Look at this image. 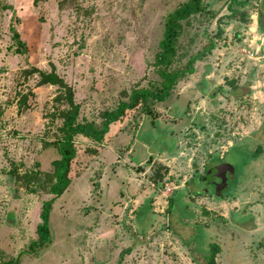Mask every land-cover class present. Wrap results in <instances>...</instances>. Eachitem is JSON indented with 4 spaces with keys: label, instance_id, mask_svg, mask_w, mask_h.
<instances>
[{
    "label": "rangeland",
    "instance_id": "rangeland-1",
    "mask_svg": "<svg viewBox=\"0 0 264 264\" xmlns=\"http://www.w3.org/2000/svg\"><path fill=\"white\" fill-rule=\"evenodd\" d=\"M187 1L0 0V264H208L212 244L216 264H264V0H203L183 23L171 70L211 40L216 48L166 102L112 124L103 144L76 137L71 184L50 214L53 241L29 252L55 197L69 107L63 90L28 72L54 66L79 121L101 126L134 90L161 83L165 22ZM226 163L236 178L217 197L208 176Z\"/></svg>",
    "mask_w": 264,
    "mask_h": 264
},
{
    "label": "trees",
    "instance_id": "trees-1",
    "mask_svg": "<svg viewBox=\"0 0 264 264\" xmlns=\"http://www.w3.org/2000/svg\"><path fill=\"white\" fill-rule=\"evenodd\" d=\"M251 0L238 1L234 0L233 3L239 5L248 4ZM264 3V2H263ZM264 6V4H263ZM230 10L233 7L229 6ZM205 10L203 0H188L179 8L169 14L165 22V30L163 38L159 43V52L155 57V67L158 75L161 78V83L151 88H139L134 90L128 101H123L119 104L118 108L113 111H106L103 113L101 126L86 119L79 121L81 106L76 103L74 99V90L69 86L65 80L57 73L56 68L53 66L51 72H44L40 69L33 68L28 73H38L40 80L39 85H52L57 86L65 93V99L68 104V109L61 112L63 119V126L61 127L62 139L58 141V148L61 158L54 161L55 166V182L50 187V192L55 197L49 201H45L42 205L41 221L42 223L37 227L38 239L29 246V252L36 253L51 245L53 236L50 230V214L53 205L58 197L68 189L71 184L70 173L72 163L76 158L75 139L78 136H83L94 141L97 144H103L108 133L110 132L111 125L120 121L127 112L135 110L136 108L145 107L150 112V105L154 103H163L168 100L172 91L178 83L185 79L187 76L194 74L195 63L205 54L212 52L216 48L213 40L205 48V51L190 58L184 68L178 70H171L174 63V58L177 54V44L183 34L184 22H188L194 15L200 14ZM237 11L233 10L232 15H236ZM259 29L264 33V14H259ZM13 34V42L16 46L18 54L26 55L28 47L26 42L21 39V35L15 26H11ZM221 34V33H220ZM220 34L218 36H220ZM23 110V109H20ZM262 148L257 147L256 151L252 153V158H259ZM212 253L210 254L208 264H216V255L219 253L220 248L216 244L211 245ZM20 258L14 261L7 262L6 264H19Z\"/></svg>",
    "mask_w": 264,
    "mask_h": 264
},
{
    "label": "water",
    "instance_id": "water-1",
    "mask_svg": "<svg viewBox=\"0 0 264 264\" xmlns=\"http://www.w3.org/2000/svg\"><path fill=\"white\" fill-rule=\"evenodd\" d=\"M219 174L223 175V180L220 186L217 187L216 194L217 197H221L223 195L224 189L228 187V181H232L236 178V172L235 168L230 164H222L218 167ZM229 176L230 178H227L226 176Z\"/></svg>",
    "mask_w": 264,
    "mask_h": 264
},
{
    "label": "flooded vegetation",
    "instance_id": "flooded-vegetation-1",
    "mask_svg": "<svg viewBox=\"0 0 264 264\" xmlns=\"http://www.w3.org/2000/svg\"><path fill=\"white\" fill-rule=\"evenodd\" d=\"M221 165V164H220ZM219 166V165H218ZM217 172V173H216ZM216 172H215V175H211L209 173V178L211 179L209 182L210 184L213 186V190L214 192L212 191L211 193L213 194H216V189L218 186H220V184L222 183V180H223V175L222 174H219V170L218 168H216ZM207 177V179H208ZM227 178H230L228 175L226 176ZM229 183V181H228ZM224 194V193H223Z\"/></svg>",
    "mask_w": 264,
    "mask_h": 264
},
{
    "label": "built area",
    "instance_id": "built-area-1",
    "mask_svg": "<svg viewBox=\"0 0 264 264\" xmlns=\"http://www.w3.org/2000/svg\"><path fill=\"white\" fill-rule=\"evenodd\" d=\"M169 190V189H168Z\"/></svg>",
    "mask_w": 264,
    "mask_h": 264
}]
</instances>
